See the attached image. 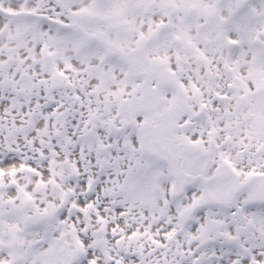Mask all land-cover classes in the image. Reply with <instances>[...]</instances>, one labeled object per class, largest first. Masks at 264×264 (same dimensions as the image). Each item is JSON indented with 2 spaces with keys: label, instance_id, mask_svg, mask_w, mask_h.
I'll use <instances>...</instances> for the list:
<instances>
[{
  "label": "snow or ice",
  "instance_id": "snow-or-ice-1",
  "mask_svg": "<svg viewBox=\"0 0 264 264\" xmlns=\"http://www.w3.org/2000/svg\"><path fill=\"white\" fill-rule=\"evenodd\" d=\"M0 264H264V0H0Z\"/></svg>",
  "mask_w": 264,
  "mask_h": 264
}]
</instances>
